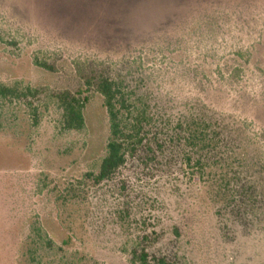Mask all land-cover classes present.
<instances>
[{
  "label": "rangeland",
  "instance_id": "rangeland-1",
  "mask_svg": "<svg viewBox=\"0 0 264 264\" xmlns=\"http://www.w3.org/2000/svg\"><path fill=\"white\" fill-rule=\"evenodd\" d=\"M100 74L148 99L142 147L95 185L85 174L105 155L109 122L94 88L81 132H61L55 106L37 126L10 109L0 264H27L37 224L67 254L44 264H133V244L171 264H264V0H0L1 82L77 93ZM193 117L219 130L216 179L184 164L180 125ZM233 172L236 196L218 191Z\"/></svg>",
  "mask_w": 264,
  "mask_h": 264
},
{
  "label": "trees",
  "instance_id": "trees-1",
  "mask_svg": "<svg viewBox=\"0 0 264 264\" xmlns=\"http://www.w3.org/2000/svg\"><path fill=\"white\" fill-rule=\"evenodd\" d=\"M33 64L44 71L53 72V67L47 61L35 57ZM92 88L103 98L109 122V137L105 155L97 171L88 172L85 177L93 181L95 185L109 181L131 157L136 155L145 141L148 127L154 123V115L148 99L131 89L124 79L100 74L86 78L85 89L77 93L64 91L45 94L38 88L21 82L7 85L0 81V125L3 124L2 120L6 121L9 118L10 109L23 106L34 125L37 126L41 119L40 108L49 110L51 106H55L61 113L60 131L81 132L86 127L85 110ZM180 129L187 149L184 154L186 167L198 174L201 180H204L206 175L216 179L215 176L219 175L217 172H212V169L214 167L217 169L219 164L213 162L212 156L221 146L217 127L202 118L193 117L183 122ZM221 177L220 182L215 184L218 191L228 190L236 196V187L239 183L236 172H233V186L227 177L224 175ZM28 240L29 247L24 253L27 264H44L45 259H67L64 248L55 244L41 224L31 228ZM69 243L70 239L66 240L64 245ZM130 253L133 264H171L166 258L151 256L145 249L134 244Z\"/></svg>",
  "mask_w": 264,
  "mask_h": 264
}]
</instances>
